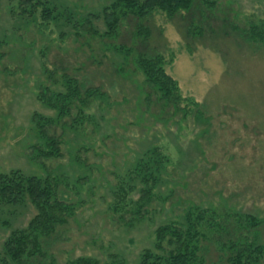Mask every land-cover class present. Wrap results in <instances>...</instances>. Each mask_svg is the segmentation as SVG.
<instances>
[{"label":"rangeland","instance_id":"rangeland-1","mask_svg":"<svg viewBox=\"0 0 264 264\" xmlns=\"http://www.w3.org/2000/svg\"><path fill=\"white\" fill-rule=\"evenodd\" d=\"M9 1L0 0V171L62 178L61 195L75 206L44 262L93 256L137 264L154 249L156 228L192 205L229 223L228 233L206 232L205 264H231L226 245L238 238L257 234L264 244V45L249 33L264 23V0H194L190 12L173 18L163 12L142 22L126 18L113 39L78 22L112 0H56L74 11L72 23L46 22L40 14L28 23L9 13ZM92 22L98 33L106 30L102 18ZM139 25L150 30L148 39L138 36ZM141 53L165 57L184 98L179 106L146 82L135 65ZM64 76L102 95L88 100L85 114L95 119L83 131L71 127L76 110L48 127L61 139V156L46 158L35 149L44 142L32 117L56 114L38 94L41 86L65 90ZM152 146L168 159L164 182L143 218L122 216L113 210L114 190ZM237 212L261 223L249 232ZM34 215L29 202L0 207V264L6 238Z\"/></svg>","mask_w":264,"mask_h":264},{"label":"trees","instance_id":"trees-1","mask_svg":"<svg viewBox=\"0 0 264 264\" xmlns=\"http://www.w3.org/2000/svg\"><path fill=\"white\" fill-rule=\"evenodd\" d=\"M193 6L194 0H112L101 13L91 14L93 18L89 15L79 17L78 22L80 27L89 25V31L94 34L113 39L118 37L121 23L126 18L133 17L142 22L155 12H163L173 18L183 12H190ZM9 13L28 23L36 21L39 14L46 22H74V11L61 8L56 0H10ZM96 18H102L105 23L106 30L102 34L98 33L92 22ZM249 33L251 40L264 45V23L253 25ZM137 34L148 39L150 30L139 25ZM115 49L118 52L127 50L121 46H115ZM135 65L161 99L179 106L184 98L177 80L167 73L166 59L162 54H137ZM64 77L65 90L41 86L38 94L39 100L56 114L46 116L35 112L32 117L37 133L44 142L37 148L35 146V149L46 158L61 156V139L50 135L48 127L72 115L76 110L71 127L75 130L84 129L86 120L95 119L93 115L85 114L88 100L94 95H102L98 89L85 88L77 79ZM194 106L199 110L201 108V104L197 102ZM167 164L168 159L158 146L144 151L127 175L119 180L114 190L116 196L113 210L122 216L130 212L135 219L143 218L156 197V191L164 182V176L168 172ZM63 181L50 174L27 175L20 169L0 171V207L16 208L29 202L35 209V215L28 224L14 229L4 241L2 248L6 259H1L3 264H47L44 259H51L52 240L59 228L75 215L74 204L67 202L61 195ZM134 193L139 194L137 199L132 197ZM219 217L214 210L192 205L179 220L167 221L156 228L154 249L144 250L137 264H205L203 239L206 238V232L219 235L229 232V223L222 224L223 217ZM237 221L241 225L245 224L249 232L261 223L255 215L238 212ZM219 226L220 233L216 232V227ZM226 248L230 251L231 264H264V244L259 241L257 234L250 239L244 236L243 239L231 241ZM69 264H120V261L103 262L97 257L80 256L70 260Z\"/></svg>","mask_w":264,"mask_h":264}]
</instances>
